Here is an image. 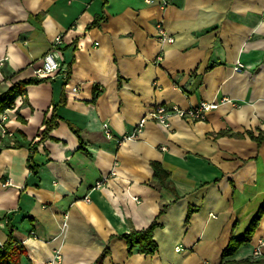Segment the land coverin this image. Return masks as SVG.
I'll return each mask as SVG.
<instances>
[{"label": "crops", "instance_id": "obj_1", "mask_svg": "<svg viewBox=\"0 0 264 264\" xmlns=\"http://www.w3.org/2000/svg\"><path fill=\"white\" fill-rule=\"evenodd\" d=\"M57 35L67 79L27 86L0 133V245L10 221L21 264L264 260V215L223 256L264 204V141L248 134L264 133V0H0V93L35 77ZM202 102L218 105L203 121L138 130L157 105ZM154 222L158 251L130 256L123 236Z\"/></svg>", "mask_w": 264, "mask_h": 264}, {"label": "trees", "instance_id": "obj_2", "mask_svg": "<svg viewBox=\"0 0 264 264\" xmlns=\"http://www.w3.org/2000/svg\"><path fill=\"white\" fill-rule=\"evenodd\" d=\"M99 24H100L99 21L96 20L92 25V27L97 26ZM68 74H69V69H68ZM48 80L50 79L49 78L41 79L37 77H32L29 79L18 80L17 82H15L13 86L10 87L7 91L0 93V114L5 112V110L7 109L13 108L16 100L25 93V89L27 86L32 84H39ZM64 104H66V96L65 93L63 92L60 103L54 106V108H52L50 116L46 115L43 121L44 129L41 134L42 136L41 140L49 138L50 132L58 126L59 116L57 114V108L60 105H64ZM71 127L81 139V136L77 131V129L73 127V125ZM225 134L226 133H221V135H225ZM248 134L253 140L258 142L259 144H261L264 141L263 132H261L258 136H255L253 132H248ZM232 136L242 137L243 134L233 133ZM28 165L30 166L32 172H36V167L33 164L32 157H29ZM151 165L154 170V177L160 182V184L163 187L171 191H174V188L171 186V182L169 180L170 173L166 171L163 168L162 164L159 162H152ZM190 215L191 212H189L188 218ZM263 215H264V204L260 208L258 214L253 219L250 227L246 231V234L241 238L236 239V245L230 246L224 250L223 252L224 257L233 254L240 245L247 244L248 242H250L254 234V231L256 230L257 225ZM6 226H7V237L4 243L0 245V264H21V258L27 254V250L23 244L16 241L15 230L12 223L8 221ZM155 228H156V223L154 222L149 228L145 230L142 231L133 230L129 234H125L123 236L127 242L128 254L130 256L136 252L145 255H153L158 251V244L154 239ZM107 253L108 251H104L95 264H103V260L106 257ZM242 264H264V260H260L255 263L245 261L242 262Z\"/></svg>", "mask_w": 264, "mask_h": 264}, {"label": "built area", "instance_id": "obj_3", "mask_svg": "<svg viewBox=\"0 0 264 264\" xmlns=\"http://www.w3.org/2000/svg\"><path fill=\"white\" fill-rule=\"evenodd\" d=\"M148 2H151L152 0H147ZM166 38V37H165ZM169 42H173L172 37L166 38ZM63 38L61 35H57L53 41H52V48L51 50L45 55L43 59V64L41 67H38L34 70V76L37 78H57L59 74L64 77V79H67L68 76V70L67 67H65L64 62L62 61L61 56V49ZM5 61H0V67L4 65ZM241 67V63H238V65L235 67V70H239ZM217 103L214 102H202L200 105L188 109L183 110L178 107H167L166 105H157L153 111L149 114V116L144 117L139 125L138 130H140L142 127H144L146 121L148 118L153 119L165 127H170V117L172 115H177L181 118L188 119V120H194V121H203L206 119L208 112L215 109L217 107ZM10 112V109L5 110L2 114H0V133L5 136L8 133V129L6 125L3 123L7 121L8 119V113ZM104 128L106 132H110L108 124L104 125ZM101 183L98 182L97 185H100Z\"/></svg>", "mask_w": 264, "mask_h": 264}]
</instances>
